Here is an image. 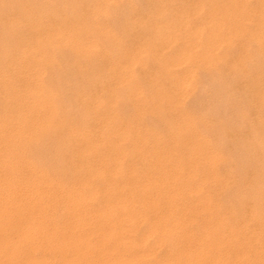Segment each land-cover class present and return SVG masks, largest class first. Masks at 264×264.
Listing matches in <instances>:
<instances>
[{
    "label": "bare ground",
    "instance_id": "6f19581e",
    "mask_svg": "<svg viewBox=\"0 0 264 264\" xmlns=\"http://www.w3.org/2000/svg\"><path fill=\"white\" fill-rule=\"evenodd\" d=\"M122 1L123 0H67L65 3L62 2L64 4V5L62 4L63 5L62 6L61 2L59 0V2H57V3H60V5L62 6L61 7V6H59V4L57 5L54 2V0L53 1L52 0H42V1H37V0H0V264H145L146 260L149 257L152 258L154 253L156 252V251H154V253L152 255V250H154L153 248L155 247L154 244H153V246H154L153 248L146 247L147 248L146 250L145 249L140 250L136 245L137 242L136 243L131 242V240L129 241L125 237V235L130 233V232H131V234L133 232L137 233L139 231L138 230L139 226L141 224H143L144 222L148 223V228H145L144 232H146V229H147V232L145 234H142L141 237L138 239L140 242L145 241L144 244H146V240H148L152 237H156V236H157V240H158L156 245H160L161 243L163 244L164 242H167V241L171 242V251L169 254V259L166 261L164 260L163 264H174V263L175 264H205L204 259L207 257V253H208L207 250L212 246L213 243L211 244L209 242L207 244V242L202 239L201 241H199V244L197 247H194L191 244L188 245L187 244L188 240L194 242L196 240V238H194L195 236L193 235V233L191 231L188 232L189 230L186 228V226H187L186 225V218H187V211L188 210L186 208H184V210L182 212L179 211V203L181 202L180 200H184V198L182 199L181 196L182 195L185 196L184 194L186 192H188V190L191 189L190 187H188L189 186L188 183L192 182V180L194 178L192 175V173H193L192 170H191V172H192L191 174L189 172V169L192 168L191 165L184 164L185 158L180 159L182 156L180 158L178 157L179 161H178V159L175 160V158H174V160H173L171 158V160H169V162H167L166 164H164V162H163L164 160H163L161 167L158 165L157 166L158 168H156V169H154L152 167L154 169V170L152 169L153 171L149 170L147 172L145 171V172H140V173L137 172L138 169L132 170V168H131V170H126V168L124 166L122 167V165H117L115 168L113 166V168H112L111 163H110L112 161L111 157H114V159H115L114 162H116V161H118L119 157L126 156L127 152L128 151L130 152V150L128 149L127 152L119 153V149H118L119 147H117L118 145H116V144H118L117 142H121V141L122 142H132L133 141V140L131 141L133 134H131L130 130H128V129H127V131L122 130L121 125H123V124L120 123L119 119H118L119 121H117V115L115 114L117 111L115 112L114 110L117 106V103L121 99H120V95H118L119 93L117 92V89H114V88L116 87L117 84L121 83V86L123 85V88L126 90L125 91L122 90L121 92L124 91L125 94L122 93L121 95L122 96L124 95L126 97L127 96L126 93H128L127 97H129L130 101L135 105L136 108H134V109H137L138 110L137 113H140V115L141 114L144 115V113L146 111L149 112V110H163V108H167V109L170 108L169 109L170 111L173 112L176 110L178 112L180 107H182L181 105L183 103V99L184 98L186 99V97H185L186 96V89H187V87L190 86V84L192 83V80L195 79L197 75H199L198 77L200 79L202 78L200 76V74H198L201 70H205V69L207 70V69L212 68V67H214V68L218 67L217 65L221 62V60L223 59V56L220 55L221 54L220 52H218L219 54H217V51L220 50V48L223 47L224 45L226 48L230 47V49H231V45L234 42L235 36L236 37L237 36H242V37L246 36L247 37V35H248V37H250V40H251L249 42H255L256 45L258 44V46L260 47L259 49L264 50V24H263L264 15L261 16V22H259L260 25L257 22V24H258L257 26L259 28L258 29L259 32L256 33L257 36H255V35L249 36V34H247V28H246L245 23L247 21L252 20L253 17L251 15V12H249L247 6L244 4L246 0H225L224 2L222 0H200L197 3L194 2V4L190 5V7H185L186 6L184 4L185 2L182 4V3H179L178 0H171L167 3H166V0H165V2H163V0H162V1L157 2L154 5V8L151 9V11L147 17H145V18L139 17V19H137L135 21L133 20V22H131V23L128 22L129 24H132L133 29H136L135 35L138 38H140V40L138 42H136L135 45L133 44L134 45L133 52L131 51V49H133V47L129 48V51L127 50V48L129 47L128 45H127L128 47L126 48L127 51L124 52L123 49L121 48L122 47L121 45H120L121 47L118 48L119 45L115 46V45L111 44L112 48H113V46H115V48H118V49L121 48L122 51L124 52V53L122 52L121 54H119L121 57V60L119 57H116L117 56V55H115L116 53L113 55V56H115V58L113 56H111V60L114 58V60L119 59V61H120V63H119V61L117 60L119 65H120V69H118V70H120L119 71L120 73L119 72L118 73L120 74L121 82L115 84L114 88L111 87L110 83H108L109 85H106V82L105 83L100 82L99 80H98V82H95L97 85L96 87H99L101 89L100 90L101 92H102V90H103V92L105 90L108 91L106 96H103L101 94V95H99L100 96L99 97V96H97L98 94L93 96V94L87 93V92H91L89 90L90 88L87 89V87L82 86V85H80L78 87V84H80L81 82L76 84V87H74L77 90V92L75 91L76 95L71 92L72 94L75 95V96L73 95L74 99H72V100H74V102L76 101L77 106L80 104L81 106L80 105L79 106L82 108L81 111H77V112L83 113V110H84L85 111L84 112L85 117H86L85 119H88V121L91 117L90 115L93 116V114L91 112H93L95 114L94 117L103 120L106 132L104 133L103 132L104 130L103 131L101 130L102 133L100 132L101 134H98V132L95 131L97 133L95 136L94 134L90 133L91 129L89 130V133L83 132L84 131L83 129L84 128L86 129V127H85V125L83 126L82 124L78 123L77 122L78 119L76 121L72 120V116L74 115L73 114L74 112L73 113L70 112L73 109V108L70 109V107H73L72 105L76 106V104L73 103L70 106L69 103H65V101L68 100L67 96H68V94H70V92H69L70 88H73V87H71L72 84H70L68 81L70 79L67 80V78L70 75L68 77H66L65 76L66 74H65L64 77H66V78H64L63 75H61L62 76L61 77L58 75V73H55V71L59 70L64 65H67L68 67L71 66V68L73 70L75 67L76 70L71 71V72H73V74H74V72H76L78 75L81 74L82 76H84L85 70H84L83 66L85 64H91V67L93 66V68H94V66L100 67L102 65H105V63H107L104 59H107L108 56L110 57V54H112L114 51H116L113 48L114 51L112 49V53H111V50H110V53L108 52L107 49H110L108 47L110 44L109 42H111L112 40L115 41L116 40L115 38H118V37H116L117 35L115 36V34L112 32L111 29H113L114 32H115V30H114V28H110L109 21H108L109 24L106 25V24L102 23L101 19H107L109 16H110V18L112 16H117L118 14L117 15H110V13L111 14L113 13L112 10H115V9L119 10V8L122 6H120L119 8L115 7V9H112V8L114 6L119 5V3ZM136 1L138 2V0H136ZM142 1L145 2L146 0H142ZM122 3H124V2H122ZM138 3H136V4H138ZM140 3H142V2H140ZM149 3H151V2H149ZM136 4L134 3V5H136ZM257 4H256V6H257ZM89 5H91L90 7H92V8L89 9V7H87ZM144 5L146 6L145 3H144ZM144 5H142V6L144 7ZM206 5H209V6L206 7ZM132 6H133V3H132ZM137 6L139 7V5H136V7ZM142 6H141V8H143ZM84 9H85V14H86V12L87 13L90 12L89 16H87L88 14L86 15L87 17L85 16V14L83 13ZM131 9H132V7H131ZM261 9H263V8H261ZM110 10L112 12H110ZM124 10H127V8ZM142 10H144V8ZM122 11H121V13H122ZM146 12H148L147 9H146ZM121 13H119V14H121ZM126 13H128V12H126ZM122 14H124V13H122ZM125 15H127V14H125ZM258 15H261V14H258ZM136 16H137V14H135L134 17H136ZM255 17H257V15ZM128 18L126 19L127 21H128ZM112 19L114 20L115 18L112 17ZM108 20H109V18H108ZM118 20H119V18H118ZM122 20H123V17H122ZM126 20H124V21H126ZM254 20H256V19H254ZM121 23H122V21H121ZM125 23L127 25V22H125ZM116 24H117V22H116ZM116 24H115V26H116ZM254 25H255V23H254ZM111 26H113V25H111ZM132 27H130V28H132ZM117 28L118 27H116V29ZM248 28H249V26H248ZM117 30H119V29H117ZM119 34H120V32H119ZM123 34H124V32H123ZM127 34H129V31ZM130 36H131V34H130ZM111 38H113V39H111ZM124 38L127 40L126 36ZM129 38H131V37H129ZM110 39H111V41H109ZM247 39L248 38H246V40ZM122 40L124 41L123 37H122ZM122 40H121V42H122ZM135 40H136V38H135ZM238 41H239V39H238ZM116 42L117 41H115L114 43H116ZM240 42H239V44H240ZM102 43H103V45H102ZM104 43H109L106 50H104L106 46L104 47V49L102 47V46H104ZM128 43H129V41H128ZM236 47L237 46H235V48ZM253 47H254V45H253ZM123 48H125V47H123ZM120 50H118V53L121 52ZM67 52H69L72 55V58L74 57V59L71 58L70 59L71 61H70L69 60L70 55L68 56ZM243 52L246 53V48L243 49ZM230 56L232 57V55H230ZM244 56H245V54H244ZM228 57H229V55H228ZM113 61H112V63H113ZM70 62L72 64H70ZM103 62H104V64H102ZM150 63H152L153 66H154V64L157 65L158 71L156 70L157 71L156 74L152 71L150 72V68H149V70L147 69L149 67ZM249 63H250V61H249ZM112 65L110 64V66H112ZM251 65H252V63H251ZM67 66H66V68H67ZM113 66H117V65H113ZM135 66H139L137 69H139L140 67L142 69H145L147 73H151L152 75L154 73V75L156 76L154 78H156L157 80H159V78H161L164 81H168V83L171 84V90L165 91L164 89L161 88L162 86L156 80L151 78L154 81V83H153L151 80V82L153 84L152 85L153 86L152 91L147 90V92L150 91V92H152V95L154 94L157 97H156V99L155 98L151 99V101L145 100L146 97H145V93L143 96V92H142L143 89L141 88L142 85L139 83L140 81L136 80L137 78H139L138 75L140 76V78H141V75L139 73H138V75L135 74L136 73L134 71ZM153 66H151V67H153ZM248 66H249V64H248ZM86 67H87V65H86ZM108 67H109V65H108ZM221 67H223V66H221ZM221 67H220V70H221ZM252 67H254V66H251V68ZM111 68H112V70L117 69V67H114V68L111 67ZM63 69L65 70V66ZM233 69L235 70L236 73L239 72V71L237 72V70H238L237 64L233 67ZM69 70H71V69H69ZM89 70H92V72H94L92 68ZM216 70H218V68H216ZM254 70H256V68ZM97 71H99V68ZM109 71H108V73H109ZM212 71H215V70H212ZM223 71H225V70H223ZM228 71H230V70L228 69ZM59 72H60V70H59ZM86 72H87V70H86ZM89 72L91 73V71H89ZM103 72H102V74L106 73L105 70ZM111 72H114V71H111ZM141 72H144V71H141ZM242 72H240V73H242ZM49 73H50V75H49ZM97 73H99V72H97ZM213 73H212V75H213ZM219 73H220V71H219ZM77 74L75 76H77ZM92 74H94V73H92ZM113 74H115V73H113ZM151 74H149V75H151ZM224 74H223V76L221 74V76L224 77ZM145 75H147V74H145ZM250 75H251V73H250ZM87 76H88V74H87ZM97 76H99V75L97 74ZM207 76H209V75H207ZM221 76L219 74L220 78H221ZM238 76H240V75H238ZM238 76H236V77H238ZM71 77L72 76H70L69 78H71ZM89 77H91V76H89ZM92 77H95V76L93 75ZM102 77H103V75H102ZM111 77H112V75H111ZM104 78H105V75L103 77V80H104ZM216 78H217V76H216ZM227 78H226V80H227ZM254 78L256 79V77H254ZM90 79L91 78H89L88 80H90ZM115 79H116V77H115ZM141 79L143 80V78H141ZM147 79H149V78H147ZM222 79L223 78H221V80ZM211 80H213V79H211ZM70 81L73 82V80H70ZM74 81H76V77H75ZM79 81H81V80H78V82ZM108 81H109V77H108ZM137 81H138V83H136ZM201 81H202V79H201ZM218 81H220V80H218ZM231 81H233V80H231ZM241 81H243V80H241ZM143 83H145V82H143ZM194 83L192 85H194ZM137 84L138 85L140 84L141 87L138 86ZM216 84H218V83H216ZM231 84H234V83L231 82ZM255 84H257V83H255ZM255 84H254V86H255ZM85 85L88 86V82L85 83ZM202 85H203V83H202ZM143 86H144V84H143ZM167 86H168V84H167ZM194 86L197 87L196 84ZM201 86H199V87H201ZM246 86H248V85L246 84ZM92 87L95 89L94 85ZM148 87H150V86H148ZM203 87H204V85L202 86V88ZM227 87H229V86H227ZM118 88H121V87H118ZM144 89H145V87H144ZM260 89H262V88H259V90ZM167 90H168V88H167ZM197 90L200 91L199 88H197ZM118 91L120 92V90H118ZM229 91H231V90H229ZM246 91H248V89ZM190 92H191V90H190ZM188 93H189V91H188ZM196 93H199V92L196 91ZM196 93H195V95H196ZM216 93H218V92H216ZM147 94H149V92ZM147 94H146V96H148ZM191 95H193V94H191ZM195 95H194V97L191 96L192 99L195 98ZM209 95H211V94H209ZM223 95H224V93H223ZM196 96L198 98V94ZM227 96H229V95H227ZM236 96H238V95H236ZM254 96H256V95H254ZM188 97H190V96H188ZM223 97H225V96H223ZM148 98H149V96H148ZM216 98H218V97H216ZM230 98H232V95ZM220 99H218L219 102H220ZM242 99H244V98H242ZM259 99L261 100L262 103H264V90L260 93ZM197 100H199V99H197ZM232 100H233V98H232ZM68 101H71V100L69 99ZM190 101H192V100H190ZM199 101H201V100H199ZM210 101H211V99H210ZM218 101H216V103ZM252 101H254V100H252ZM205 102H209V101L206 100ZM222 102H221V104H223ZM225 102H227V101H225ZM249 102H251V101H249ZM120 103L122 104V102H120ZM193 103H195V102H193ZM202 103H203V101H202ZM227 103H226V105H227ZM127 104H129V103H127ZM133 104H131V105H133ZM189 104H192V102L188 103V107H189ZM251 104H252V102H251ZM259 104H261V103H259ZM204 105H205V103H204ZM193 106H195V108H197L196 107L197 105H193ZM193 106H190L189 108H191V107L193 108ZM212 107H213V103H212ZM224 107H227V106H224ZM228 107H229V105H228ZM249 107H251V106H249ZM90 108H94V109L90 110ZM195 108H194V110H195ZM203 108L206 109V107H204V106H203ZM238 108H239V106H238ZM238 108L236 107V109H238ZM108 109H111V110H108ZM130 109H131V106H130ZM209 109L210 108H208V110ZM232 109H233V103H232ZM79 110H80V108H79ZM116 110H118V109H116ZM191 110H193V109H191ZM196 110H198V109H196ZM239 110L241 111V108ZM134 111H136V110H134ZM168 111H166V112H168ZM198 111H200V110H198ZM216 111L218 112V110H216ZM243 111H246V110H243ZM101 112H103L102 113L103 116L101 115ZM221 112H223V111H221ZM263 112H264V110H263ZM119 113L121 114L120 111H119ZM134 113L136 114V112H134ZM199 113H201V112H199ZM238 113H240V112H238ZM242 113H244V112L241 111V114ZM247 113H245V114H247ZM124 114H126V113L124 112ZM127 114H128V116L132 117V115H129V113H127ZM162 114H163V112H162ZM195 114H197L196 111H195ZM201 114H203V113H201ZM75 115H76V113H75ZM79 115H81V113ZM119 115H118V118H119ZM140 115L138 114L137 116L136 115H134V116L140 117ZM148 115H150V113H148ZM188 115L189 114L187 113V116H184L182 118L181 122L178 123L179 126H175L177 128L175 129L174 136H176V137L179 136L182 139V135L184 132H185L184 134H188L191 136L194 129H197V128H195L197 123H198L197 119H195L197 116H195V118H193V117L191 118ZM207 115H210V114H207ZM238 115H240V114H238ZM101 116H102V118H101ZM161 116H163V115H161ZM229 116H231V115H229ZM125 117H127V115H125ZM148 117H150V116H148ZM200 117L201 116H199V119H200ZM244 117H245V115H244ZM96 118H94V119H96ZM153 118H156V115H155V117L153 116ZM202 118H204V117L202 116ZM210 118H212V116ZM235 118H238V117L236 116ZM249 118H250V116H249ZM74 119H75V117H74ZM146 119H148V118H146ZM158 119H157V124H159ZM162 119H163L162 123H164V118H162ZM240 119H242V118H240ZM129 120H131V119H129ZM169 120L172 122V118ZM227 120H228V118H227ZM227 120H226V122H227ZM257 120H258V118L256 119V121ZM80 121H81V117H80ZM199 121H201V120H199ZM220 121L224 122L225 120L224 121L220 120ZM247 121H248V119L245 122H247ZM82 122L83 121H81V123ZM84 122H85V120H84ZM84 122H83V124H84ZM90 122H89V124H90ZM133 122H135V121L133 120ZM94 123L96 125V122H94ZM125 123H126V121H125ZM139 123H138V125H139ZM206 123H208V122H206ZM256 123L258 124V122H256ZM143 124H142V126L144 127ZM168 124H169V122H168ZM203 124L205 125V123H203ZM215 124H216V122H215ZM261 124H264V122L262 123V121H261ZM221 125H222V123H221ZM228 125H230V124H228ZM231 125H233V124H231ZM150 126H152V125H150ZM223 126H224V123H223ZM227 126H225V128ZM254 126H255V124H254ZM259 126H262V125H259ZM104 127H102V128H104ZM167 127H168V125H167ZM217 127H218V125H217ZM242 127H243V125H242ZM132 128L134 129V126ZM150 128H152V127H150ZM130 129H131V126H130ZM135 129H136V127H135ZM145 129L142 132H144L145 135L148 133H149V135H151L152 132L150 133V131H149L148 133H146ZM153 129H154V127H153ZM165 129L167 130V128H165ZM262 129H264V126H263V128H260V130H262ZM93 130H94V128H93ZM99 131H100V129H99ZM196 131L197 130H195V132ZM227 131H228V129H227ZM234 131H236V130H234ZM132 132H133V130H132ZM137 132H136V134H138ZM217 132H219V131H217ZM221 132H223V131H221ZM243 132H244V130H243ZM243 132L241 131V134H243V136H244ZM165 133H166V131H165ZM167 133H168V131H167ZM227 133H229V132H227ZM231 133H233V131ZM136 134H134V135L136 136ZM171 134H172V132H171ZM195 134H197V133H195ZM146 136H144L145 139H146ZM201 136H202V134H201ZM201 136L198 135V137H201ZM204 136H205V134H204ZM213 136H214V134H213ZM220 136L218 135L219 139L221 138ZM232 136H233V134H232ZM136 138H138V137H136ZM153 138H155V137H153ZM153 138H152V140H153ZM185 138H186V136H185ZM258 138H260V137H258ZM258 138H257V140H258ZM194 139H197V136H196V138L194 137ZM142 140H144V138ZM51 141H58L59 143L61 142L63 144V145H61V143L60 144L57 143L56 144L57 146L54 145L57 148L59 147L58 145H61L59 148V153L61 156L59 160L63 159L64 161L57 160V161H59V163L57 162L59 164L57 167L59 170L57 168H54V167H53L54 170H52V171L49 170V167L48 168L46 167V165H48V164H43L41 161H39L40 159H42V157H41L42 155L40 156L41 158H39V154H38L39 159L38 160L36 159L37 158L36 157L37 152L41 153V150L38 151V149H41V146L43 144L48 145V147H49L50 146L49 144H51ZM220 141H222V140H219V143H220ZM158 142H160V141H158ZM181 142H183V141H181ZM193 142H194V140H193ZM256 142H260V141H256ZM54 143H56V142H54ZM147 143H149V142H147ZM195 143L198 144V142H195ZM199 143H200V140H199ZM226 143H229L226 145H230V142H226ZM201 144H202V142H201ZM232 144L230 145L231 147H232ZM240 144H242V143L240 142ZM240 144L238 145L239 147H240ZM243 144H244V142H243ZM262 144H264V143L262 142ZM113 145L115 146V149H113V150H115V152H114L115 154L111 155V156L105 154L103 151V148H106L107 146L111 147ZM128 145H130V144H128ZM181 145H183V143ZM245 145H246V143H245ZM245 145H243V146H245ZM256 145H257V143H256ZM51 146H53V145H51ZM82 146H84V147H82ZM109 147H108L109 151H107V152H110V150H112ZM155 147H157V146H155ZM158 147H161V146H158ZM217 147H215V149H218ZM248 147H249V144H248ZM54 148H52V149H54ZM70 148L72 149L73 152L72 151L70 152V150H69ZM184 148H185V146H184ZM43 149H44V147H43ZM49 149H50V147H49ZM123 149H125V148H123ZM160 149H162V148H160ZM165 149H167V148H165ZM237 149L235 148V150H237ZM259 149L260 148H258V150ZM45 150H47V149H45ZM55 150L56 149H54V152H55ZM68 150H69V152H68ZM209 150L211 151V149H209ZM222 150L224 151V150H226V148L225 149L223 148ZM227 150H228V148H227ZM165 151L167 152L168 150H165ZM245 151L243 150V154ZM42 152H43V150H42ZM229 152H225V153L228 154ZM263 152L264 151H262L260 153L263 154ZM45 153H46V151H45ZM59 153L57 151V155ZM112 153H113V151H112ZM134 153L142 155L143 158L148 160V155H146V154H145L146 156L143 155V151L140 150V148L138 147V144L135 145ZM182 153H183V151H182ZM237 153H238V151H237ZM55 154H56V152H55ZM256 154H259V153H255V155ZM51 155H54V154L52 153ZM187 155H188V161L189 162H192V160L193 161L194 160H205V162L207 163V166L210 165L211 167H214L216 162L223 161V156H220L219 153H217V151L216 152L215 151L214 152L213 151L206 152L205 149H203V148L202 149L197 148V149L191 150V152ZM230 155H232V153ZM234 155H236V154L234 153ZM237 155H239V154H237ZM44 156H43V158H44ZM46 156H47V154H46ZM67 156L69 157V159L67 158ZM134 156H138V155L134 154ZM54 157H56V156H54ZM130 157H131V155L128 156V160ZM150 157L151 158H149V160H152V161H154L155 158L158 160H160V158L161 159L165 158L168 160L166 154L165 153H159V151L155 152V154L152 156L150 155ZM169 157H170V155H169ZM241 157H243V156H241ZM132 158H133V156H132ZM247 158H250V157H247ZM85 159L87 161H84ZM139 159H140V157H139ZM236 159H238V158H236ZM251 159L255 160V158H253V157H251ZM46 160L47 159L42 160V161H46ZM90 160H96L97 166L94 167L95 161L93 164ZM167 160H165V161H167ZM229 160H233V159H229ZM49 161H51V160H49ZM54 161H56V160H54ZM142 161H144V159ZM245 161H247L246 163H249L248 160H245ZM260 161H263V160H260ZM47 162H45V163H47ZM134 162H137V161L135 160ZM138 162H141V161L138 160ZM144 162H142V163L144 164ZM205 162L203 164H205ZM51 163H52V161L49 164H51ZM196 163H197V161H196ZM228 163L229 162H227V164ZM230 163H231V161H230ZM261 163H264V162H261ZM140 164L141 163H139L137 166H139ZM258 164L259 163L256 164V168L258 167L257 166ZM125 165H127V164H125ZM132 166L133 165L131 164V167ZM225 166H226V164H225ZM245 166H246V164H245ZM247 166L249 167V165H247ZM261 166L263 167V164ZM227 167H229V164ZM227 167H226V169H227ZM251 167H254V166L252 165ZM136 168H138V167H136ZM186 168H187V171H186ZM209 168H208V170H209ZM256 168H255V170H256ZM259 168L261 169V167H259ZM55 169H57V170H55ZM74 169L78 170V173L75 172V174L76 175L79 174V177H76V176L74 177V175H75L74 174L72 176L74 178L71 179V177L68 176L69 174L66 175V173H63L66 170H67V172L69 171L71 173V171H73ZM142 169H143V167H142ZM146 169H148V168H146ZM248 169H250V168H248ZM60 170H63V172H60ZM255 170H253V171H255ZM259 170H258V172H260ZM232 171L231 172L229 171V172L232 173ZM262 171H264V170H262ZM209 173H211V174H209V176L211 175L210 177L212 178V180H216L215 179V177H216L215 172L211 171ZM205 175H207L206 172H205ZM245 175L246 176H244V178L247 177V173ZM200 176H201V173H200ZM233 176H235V175H233ZM219 177L220 176H218V178ZM240 177H242V176H240ZM261 177H262V175H261ZM224 178H225V175H224ZM199 179H197V180H199ZM261 179H264V176ZM228 181H230V180H228ZM241 181H244V180L241 179ZM253 181H254V179H253ZM260 181H262V180H260ZM201 182H206V180L203 179ZM232 182H230L228 187H226V188L229 189ZM238 182H240V181H238ZM240 183H242V182H240ZM248 183L249 182H247L246 184H248ZM250 183L252 185V182H250ZM226 184H228V183L226 182ZM253 184H255V183H253ZM224 185H225V183H224ZM232 185H234V184H232ZM238 185H241V184H238ZM192 186H194L193 183H192ZM248 186H249V184H248ZM255 186H257V185H255ZM238 187L240 189V186H238ZM232 188H230V190ZM236 188H237V186H236ZM217 189H219V188H217ZM241 189H243V188H241ZM260 189H261V187H260ZM191 190L197 192V190H200V187L199 186L197 187L195 184V187H192ZM233 190H235V189H233ZM206 191H208V190H206ZM224 191H225V189H224ZM196 192H194V193L196 194ZM259 192L261 193V190ZM188 193H190V192H188ZM244 193H246V192H244ZM250 193H252V192H250ZM224 194H222V195H224ZM227 194H226V198H228ZM190 195H192V194H190ZM217 195H219V193ZM232 195H234V194H232ZM235 195H238V194H235ZM245 195L246 194H244V196ZM256 195H258V194H256ZM260 195H262V193ZM195 196H198V195H195ZM240 196H242V193ZM205 197L206 198L204 201V205L209 204L211 206V204H213V202H212L213 197L211 195H206ZM221 197H223V196H221ZM258 197H260V196H258ZM193 198H194V196H193ZM199 198H195L194 201L196 199H199ZM201 198H204V197H201ZM234 198L235 197H233V201H234ZM260 198H262V197H260ZM186 199H188V198H186ZM191 199H192V196H191ZM191 199H189V203H190ZM229 199L232 200L231 197ZM235 199H239V198L237 197ZM246 199H247V197H246ZM225 200H223V201H225ZM231 200H229V201H231ZM238 201H237V203H238ZM217 202H218V200H217ZM228 202L226 203V205L228 204ZM249 202H251V201H249ZM249 202L247 204H249ZM237 203H236V205H239ZM239 203L242 206V204H241L242 201ZM263 203H260V204L262 205ZM193 204H196V203H193ZM215 204L217 205V203H215ZM254 204L256 205V203H254ZM200 205H202V204H200ZM223 205H222V207H223ZM205 206H207V205H205ZM232 206L234 207V205H232ZM241 206H239V207H241ZM192 207H193V205H192ZM216 209H217V206H216ZM206 210H204V211L206 212ZM239 210H240V208H239ZM239 210H238V212H239ZM193 211H194V209H193ZM213 211H214V209H213ZM256 211H257V209H256ZM200 212H202V211L200 210ZM221 212H222V210H221ZM214 213H216V211H214ZM219 214H220V212H219ZM219 214H216V215L218 216ZM235 214H236V216L238 215V213H235ZM256 214L258 215L259 212H257ZM220 215L218 217H220ZM224 215H222V216H224ZM228 215H229V212H228ZM251 215H252V213H251ZM209 216L211 217V213ZM226 216H227V214H226ZM236 216H233V217H235V218L239 217V216L238 217H236ZM221 217H220V219H221ZM258 217H259V215H258ZM223 218L224 217H222V219ZM215 219H217V218H215ZM228 219L229 218H227L226 220H228ZM210 220H212V219H210ZM198 221H199V219H198ZM229 221H228V223H229ZM238 221H239V219H238ZM253 221H254V218H253ZM221 222H222V220H221ZM147 223H146V225H147ZM195 223H196V221H195ZM250 223H251V221H250ZM188 224H190V223H188ZM261 224H263V221ZM219 225H221V224H219ZM222 225H223V223H222ZM241 225H243V224L241 223ZM246 225H248V224H246ZM259 225H260V223H259ZM199 226H201V225H199ZM206 226H208V225H206ZM235 226H238L237 223H236V225H234V228H235ZM256 226L257 225H255V227ZM192 227L193 226H191V229H192ZM217 227H218V225H217ZM243 227H244V225H243ZM252 227H253V225H252ZM252 227H249V228H252ZM218 228H220V227H218ZM228 228L233 229V227L232 228L228 227ZM228 228H227V230H228ZM221 229H222V227H221ZM142 230H143V228H142ZM195 231H197V230H195ZM200 232L201 231H199V233ZM215 232H214V234H215ZM224 232H226V230H224ZM224 232L221 236L219 235L220 236L219 241H221V242H219L220 244H218L217 246L220 249L222 246L224 248H226L225 245L229 246L228 241H231V240H229L230 239L229 237H231L232 233H230V235L226 236V238H225ZM230 232H232V231H230ZM141 233L142 232H140L139 234H141ZM256 233H257V230H256ZM134 234H132V235H134ZM225 234H227V233H225ZM237 234H240V233H237ZM245 234H246V232L243 233V237ZM235 236H236V234H235ZM241 236H239L240 240L242 238ZM154 239H156V238H154ZM212 239H213V237H212ZM261 239L262 238H260V240ZM132 240H134V239H132ZM216 240H217V238H216ZM260 240H259V242L262 241V240L261 241ZM235 241L237 242V240H235ZM170 242H169V245H170ZM238 242H240V241H238ZM151 244H152V242H151ZM150 247H151V245H150ZM233 247H234V245H233ZM233 247H232V249H233ZM157 248H159V247L157 246ZM165 248H167V247H165ZM237 248H240V247H237ZM155 250H156V248H155ZM262 250L258 251L255 247L252 250V252L254 253L253 256H255L254 257V263L255 264H264V251H262ZM232 251L233 250H231V252ZM239 251H241V248ZM162 252L164 255V250H162ZM210 255H212V254H210ZM235 255H236V253H235ZM213 256H214V254H213ZM218 256H220V255H218ZM160 257H162V256H160ZM218 260L216 262H213L212 264H218L219 262H222V261H218ZM234 260H235V258H234ZM240 261H241V259H240ZM242 261H243V259H242ZM252 261L253 260H247L243 264H252ZM156 264H157V262H156Z\"/></svg>",
    "mask_w": 264,
    "mask_h": 264
},
{
    "label": "rangeland",
    "instance_id": "374dc122",
    "mask_svg": "<svg viewBox=\"0 0 264 264\" xmlns=\"http://www.w3.org/2000/svg\"><path fill=\"white\" fill-rule=\"evenodd\" d=\"M37 1H42V0H37ZM53 1V0H52ZM67 0H60V2H61V5L63 4L62 2H66ZM130 0H123L122 2H124V3H122V2H120L119 3V5H117V6H114L112 9H115V7H117V8H119L120 6H122V7H120L119 8V10L118 9H115V10H112L113 11V13L111 14L110 13V15H117V16H112V17H114L115 19L113 20L112 19V17L110 18V16L108 17L109 18V20H108V18L107 19H101V21H102V23H104V24H106V25H108L109 23V26H110V28H114V30H115V32L113 31V29H111L112 30V32L115 34V36L116 37H118V38H115L114 40L115 41H117L116 43H114L115 41H111V39H113V38H111L109 41H111V42H109V43H104V46H102L103 47V49H104V47H105V49L104 50H106L107 49V46H108V44H109V48L110 49H107L108 50V52L110 53V50H111V53H112V49L114 48L116 51H114V49H113V53L112 54H110V57L108 56L107 57V59H104L107 63H105V65H102V64H104V62L101 64L102 66H100V67H98V66H94V68H93V66L91 67V64H85L83 67H84V70H85V72H84V76H82L81 74H77L76 72H74V74H73V72H71L73 69L71 68V66L70 67H68L67 65H64L65 66V70L63 69L64 68V66L62 67V68H60L59 70H60V72H59V70H56L55 71V73H58V75L59 76H61V75H63V77H64V75L66 76V77H68L69 75L70 76H72L71 78H67V80L68 79H70V80H73V82L72 81H70V80H68L69 81V83L70 84H72L71 85V87H73V88H70V94H68V96H67V99L69 100H71V101H68V100H66L65 101V103H69V105L71 106L73 103L74 104H76V106L75 105H72L73 107H70V109H72V111H70L71 113H73L71 116H72V120L74 121H76L77 119V122L78 123H80V124H82L83 126L85 125V127H86V129L84 128L83 130V132H87V133H89V130L91 131L90 133H92V134H94L95 136H96V132L95 131H97L98 132V134H101L102 132H101V130L105 133L106 132V130H105V125H104V123H103V120L102 119H98V118H96V117H94V113L93 112H91L92 114H93V116L92 115H90L91 117H90V119H89V121H88V119H85L86 117H85V111L83 110V113L82 112H80L81 113V115H79L80 113L79 112H77V111H81V105L79 106H77V103H76V101L74 102V100H72V99H74V96L76 95L75 93L77 92V90L74 88V87H76V84H78V83H80V84H78V87L80 86V85H82V86H85V87H87V89L88 88H90L89 90L91 91V92H87V93H90V94H93V96H95L96 94H98L97 96H99V95H103V96H106L107 95V93H108V91L107 90H105L104 92H103V90H102V92L100 91L101 89L99 88V87H96L97 85H96V83L95 82H98V80L100 81V82H106V85H109L108 83H110V85H111V87H115V84H117V83H120L121 82V80H120V70H118V69H120V65H119V63H120V61H119V59H115L114 60V58H115V56H113L115 53V55H117L116 57H119L120 58V60H121V57H120V55L119 54H121L123 51L124 52H126L127 50L129 51V48H132L133 47V49H131V51L133 52V50H134V45L136 44V42H138L139 40H140V38H138L135 34H136V29H133V27H132V24H129L128 22H133V20L135 21V20H137V19H139V17H147L148 15H149V13H150V11H151V9L152 8H154V5L157 3V2H159V1H162V0H146L145 2L144 1H142V0H138V2L136 1V0H131L130 2H129ZM169 1H171V0H166V3L167 2H169ZM179 1V3H184L186 6L185 7H190V5H193L194 4V2L195 3H197V2H199L200 0H178ZM187 1V2H186ZM223 2L225 1V0H222ZM54 2L58 5L59 4V6H61L60 5V3H57V2H59V0L57 1H55L54 0ZM140 2H142V3H140ZM149 2H151V3H149ZM154 2V3H153ZM163 2H165V0H163ZM251 2V3H250ZM132 3H133V6H132ZM134 3L136 4V3H138V4H136V5H139V7L137 6L136 7V5H134ZM144 3L146 4V6L144 5ZM148 3V4H147ZM178 3V2H177ZM249 3V4H248ZM255 3V4H254ZM258 3V4H257ZM246 6H247V8H248V10H249V12H251V15H252V20H250V21H247L245 24H246V28H247V34H249V36H251V35H255V36H257V34L256 33H258L259 32V28H258V24H259V22H261V16L262 15H264V0H246L245 1V3H244ZM256 4H257V6H256ZM260 4V5H259ZM64 5V4H63ZM62 5V6H63ZM126 5V6H125ZM142 5H144V7L142 6ZM61 6V7H62ZM91 5H89V6H87V7H89V9L90 8H92V7H90ZM130 6V7H129ZM135 6V7H134ZM141 6L144 8V10H142L143 8H141ZM209 5H206V7H208ZM86 7V6H85ZM127 8V10H124V9H126ZM129 7V8H128ZM131 7H132V9H131ZM146 7V8H145ZM141 8V9H140ZM253 8V9H252ZM261 8H263V9H261ZM86 9V8H85ZM85 9H84V11H83V13L85 14ZM88 9V8H87ZM137 9V10H136ZM140 9V10H139ZM146 9H147V11L148 12H146ZM110 10V12H112ZM117 10V11H116ZM123 10V11H122ZM139 10V11H138ZM87 11V10H86ZM89 11V10H88ZM119 11V12H118ZM121 11H122V13H124V14H122L121 13ZM125 11V12H124ZM131 11V12H130ZM261 11V12H260ZM116 12V13H115ZM126 12H128V13H126ZM135 12V13H134ZM140 12V13H139ZM259 12V13H258ZM89 13L90 12H86V14H85V16L87 15V16H89ZM119 13H121V14H119ZM263 13V14H262ZM125 14H127V15H125ZM129 14V15H128ZM135 14H137V16L136 17H134L135 16ZM146 14V15H145ZM254 14V15H253ZM258 14H261V15H258ZM122 15V16H121ZM131 15V16H130ZM141 15V16H140ZM144 15V16H143ZM257 15V17H255ZM86 16V17H87ZM119 16V17H118ZM121 16V17H120ZM130 16V17H129ZM122 17H123V20H122ZM129 17V18H128ZM133 17V18H132ZM118 18H119V20H118ZM128 18V21L126 20ZM132 20H131V19ZM136 18V19H135ZM113 21H112V20ZM130 19V20H129ZM254 19H256V20H254ZM105 20V21H104ZM124 20H126V21H124ZM108 21H109V23H108ZM121 21H122V23L124 24H122L121 23ZM112 22V23H111ZM116 22H117V24H116ZM125 22H127V25H126V23ZM255 23V25H254V23ZM257 22H258V24H257ZM114 23V24H113ZM115 24H116V26H115ZM263 24H264V22H263ZM111 25H113V26H111ZM249 26V28H248V26ZM253 25V26H252ZM260 25V24H259ZM120 26V27H119ZM251 26V27H250ZM116 27H118L117 29H119V30H117L116 29ZM130 27H132V28H130ZM252 28V29H251ZM129 29V30H128ZM251 31H249V30ZM117 30V31H116ZM124 30V31H123ZM255 30V31H254ZM124 32V34H123V32ZM128 31H129V34H127L128 33ZM254 31V32H253ZM118 34H117V33ZM119 32H120V34H119ZM126 34V35H125ZM130 34H131V36H130ZM148 34V33H147ZM120 35V36H119ZM123 35V36H122ZM129 37H131V38H129ZM126 36V38H127V40L129 41V43H128V41L124 38ZM144 36V35H143ZM98 37V36H97ZM122 37H123V39H124V41L122 40ZM135 38H136V40H135ZM239 39V41H238V39ZM246 38H248L247 40H246ZM101 39V38H100ZM122 40V42H121V40ZM237 40V41H236ZM246 40V41H245ZM119 41V42H118ZM133 41V42H132ZM241 41V42H240ZM249 41H251L250 40V37H248V35H247V37L245 36V37H242V36H235L234 37V42H233V44L231 45V49H230V47H228V48H226L225 47V45L223 46V47H221L220 48V50H218L217 51V54H219L218 52H220L221 54V56H223V61L221 60V62L217 65L218 67H216V68H218V70H216V68H214V67H212V68H209V69H205V70H201L198 74H200V76L202 77L201 79H202V81H201V79L198 77L199 75H197L196 76V78L195 79H193L192 80V83L190 84V86L189 87H187V89H186V99L184 100L183 99V103H182V107H180V109H179V111L177 112L176 110L175 111H170L169 109L170 108H163V110H149V112L148 111H146L145 113H144V115L143 114H141L140 115V113H137L138 112V110L137 109H134V108H136L135 107V105L130 101V99H129V97H127L128 96V93H126V97L123 95H121L122 93L123 94H125V90L126 89H124L123 88V85L121 86V83L120 84H117L116 85V87L114 88V89H117V92L119 93L118 95H120V101L117 103V106H116V108H115V114L117 115V121H119L120 120V123H122L123 125H121L122 126V130H124V131H127V129L128 130H130V132H131V134H133V137H132V139H131V141L132 142H117L118 144H116V145H118L117 147H119L118 149H119V153H123V152H127V150L129 149L130 150V152L128 151L127 152V155L126 156H123V157H119V159H118V161H116V162H114V157H111L112 159V161L115 163H113L112 161L110 162L111 163V166H112V168H113V166H114V168L117 166V165H122V167L124 166L125 168H126V170H131V168H132V170H137L138 169V173H140V172H147V171H149V170H152L153 168L154 169H156V168H158L157 166L159 165L160 167H161V164L164 162V164H166L167 162H169V160H171V158L174 160V158H175V160H177L178 159V157L180 158L181 156V158L180 159H183V158H185V163L184 164H186V165H191V169H189V172H190V174L192 173V175H193V180H192V182H189L188 183V187H190L191 189H192V187H195V184H196V186L198 187H200V190H197V192L196 191H192L191 189L190 190H188V192H190V193H188V192H186L184 195L185 196H181L182 197V199L184 198V200H180L179 202V211L180 212H182L183 210H184V208H186L188 211H187V218H186V228L189 230L188 232H192L193 233V235L195 236L194 238H196V240L194 241V242H192V241H190V240H188L187 241V244L188 245H192V246H194V247H197L198 246V244H199V241H201L202 239L203 240H205L206 242H207V244L210 242L211 244H212V248L210 247L208 250H207V257L204 259V263L205 264H212L213 262H216L218 259V261H222V262H219L218 264H243L244 262H246L247 260H253L252 261V264H255L254 263V257L255 256H253L254 255V253L252 252V250L254 249V247L258 250V251H260V250H262V251H264V179H261V178H263V176H264V171H262V170H264V163H261V162H264V152H263V154L262 153H260V152H262V151H264V144H262V142L264 143V129H262V130H260V128H263V126H264V124H261V121H262V123L264 122V112H263V110H264V103H262L261 102V100L259 99V95H260V93L264 90V50H261V49H259L260 47L258 46V44L256 45V43L255 42H249ZM131 42V43H130ZM237 42V43H236ZM239 42H240V44H239ZM119 43V44H118ZM250 43V44H249ZM253 43V44H252ZM111 44L112 45H115V46H118V48L119 47H121L122 49H123V51H122V49L120 50V49H118V48H115V46H113V48L111 47ZM117 44V45H116ZM134 44V45H133ZM235 44V45H234ZM102 45H103V43H102ZM121 45V46H120ZM129 47H128V46ZM253 45H254V47H253ZM131 46V47H130ZM235 46H237L236 48H235ZM123 47H125V48H123ZM128 47V48H127ZM250 49H249V48ZM126 48H127V50H126ZM244 48H246V53H244L243 52V49ZM125 49V50H124ZM248 49V50H247ZM256 49V50H255ZM259 49V50H258ZM118 50H120L121 52H119L118 53ZM252 50V51H251ZM254 50V51H253ZM225 51V52H224ZM233 51V52H232ZM241 51V52H240ZM123 52V53H124ZM66 53V52H65ZM232 53V54H231ZM67 54H68V56L70 55V58H69V60L72 58V55L69 53V52H67ZM66 54V55H67ZM244 54H245V56H244ZM248 54V55H247ZM259 54V55H258ZM119 55V56H118ZM228 55H229V57H228ZM230 55H232V57L230 56ZM240 55V56H239ZM251 57H250V56ZM263 55V56H262ZM111 56H113L114 58L111 60ZM225 57V58H224ZM239 59H238V58ZM246 57V58H245ZM260 57V58H259ZM249 58V59H248ZM253 58V59H252ZM72 59H74V57L72 58ZM109 59V60H108ZM226 59V60H225ZM241 59V60H240ZM244 59V60H243ZM258 59V60H257ZM115 62H114V61ZM119 61V63H118V61ZM238 60V61H237ZM247 60V61H246ZM71 61V60H70ZM103 61V60H102ZM112 61H113V63H112ZM249 61H250V63H249ZM252 61V62H251ZM255 61V62H254ZM109 63V64H108ZM224 63V64H223ZM240 63V64H239ZM243 63V64H242ZM249 64V66H248V64ZM251 63H252V65H251ZM70 64H72L71 62H70ZM110 64L112 65H117V66H110ZM237 64V72L238 73H236L235 72V70L233 69V67L235 66ZM86 65H87V67L89 68V69H93V71L94 72H92V70H89L87 67H86ZM108 65H109V67L111 68V67H117V69H113L112 70V68L110 69L109 67H108ZM229 65V66H228ZM66 66H67V68H66ZM151 66H153V64L152 63H150L149 64V67L147 68L148 70H149V68H150V72L152 71V72H154L155 74L157 73V71H158V69H157V65H155L154 64V68L153 67H151ZM221 66H223V67H221ZM227 66V67H226ZM231 66V67H230ZM240 66V67H239ZM251 66H254V67H252L251 68ZM73 67V66H72ZM102 67V68H101ZM119 67V68H118ZM139 66H135V68H134V71L136 72L135 74L136 75H138V73L141 75V78H143V80L140 78V76L138 75V77L139 78H137L136 80H138V81H140L139 83L142 85V87H141V85L139 84H137L138 86H140L142 89H143V96H144V93H145V100H149V101H151V99H156V97L157 96H155L154 94L152 95V92H150V91H148L149 92V94H147L148 92H147V90H151L152 91V82L154 83V81L152 80V79H154V80H156L162 87V89H164L165 91H169V90H171V84H169L168 83V81H164V80H162L161 78H159V80H157L156 78H154V77H156L155 75H154V73H153V75L151 74V73H147L146 72V70L145 69H142L141 67L139 68V69H137ZM220 67H221V70H220ZM260 67V68H259ZM98 68H99V71H97L98 70ZM107 68V69H106ZM153 68V69H152ZM214 68V69H213ZM230 70V71H228V69ZM256 68V70H254ZM263 68V69H262ZM63 69V70H62ZM69 69H71V70H69ZM95 69V70H94ZM97 69V70H96ZM106 71V73L105 74H102V72L104 71V70ZM62 70V71H61ZM68 70V71H67ZM76 69H75V67H74V70L73 71H75ZM86 70H87V72H86ZM101 70V71H100ZM110 70V71H109ZM139 72H138V71ZM157 70V71H156ZM212 70H215V71H212ZM223 70H225V71H223ZM232 70V71H231ZM253 70V71H252ZM260 70V71H259ZM65 71V72H64ZM70 71V72H69ZM89 71H91V73L89 72ZM96 71V72H95ZM108 71H109V73H108ZM111 71H114V72H111ZM141 71H144V72H141ZM156 71V72H155ZM203 71V72H202ZM206 71V72H205ZM219 71H220V73H219ZM244 73H243V72ZM251 71V72H250ZM64 72V73H63ZM68 72V73H67ZM97 72H99V73H97ZM117 72V73H116ZM119 72V73H118ZM214 72V73H213ZM226 72V73H225ZM235 72V73H234ZM240 72H242V73H240ZM251 73V75H250V73ZM71 73V74H70ZM77 74V76H75L76 74ZM88 74V76H87V74ZM90 73V74H89ZM92 73H94V74H92ZM104 73V72H103ZM108 73V74H107ZM112 73V74H111ZM113 73H115V74H113ZM142 73V74H141ZM144 73V74H143ZM202 73V74H201ZM212 73H213V75H212ZM226 75H225V74ZM254 73V74H253ZM68 74V75H67ZM97 74L99 75V76H97ZM107 74V75H106ZM117 74V75H116ZM145 74H147V75H145ZM149 74H151V75H149ZM219 74H220V76H221V74H222V76H223V74H224V77H222L221 76V78H225L223 81L221 80V78L219 77ZM229 74V75H228ZM232 74V75H231ZM254 76H253V75ZM49 75H50V73H49ZM95 76V77H92V76ZM102 75H103V77H104V75H105V78H104V80H103V77H102ZM110 75V76H109ZM111 75H112V77H111ZM115 75V76H114ZM206 75V76H205ZM207 75H209V76H207ZM238 75H240V76H238ZM250 75V76H249ZM76 77V81H74L75 80V77ZM79 76V77H78ZM81 76V77H80ZM89 76H91V77H89ZM97 76V77H96ZM147 78H149V79H147ZM211 76V77H210ZM214 76V77H213ZM216 76H217V78H216ZM228 78H227V77ZM236 76H238V77H236ZM246 76V77H245ZM259 76V77H258ZM62 77V76H61ZM66 77H64V78H66ZM86 77V78H85ZM101 77V78H100ZM108 77H109V81H108ZM115 77H116V79H115ZM235 77V78H234ZM254 77H256V79L254 78ZM74 78V79H73ZM89 78H91L90 80H88ZM99 78V79H98ZM145 78V79H144ZM152 78V79H151ZM220 78V79H219ZM226 78H227V80H226ZM230 78V79H229ZM233 78V79H232ZM242 78V79H241ZM85 79V80H84ZM88 81H87V80ZM95 79V80H94ZM111 79V80H110ZM140 79V80H139ZM211 79H213V80H211ZM229 79V80H228ZM251 79V80H250ZM78 80H81V81H79L78 82ZM83 80V81H82ZM94 82H93V81ZM103 80V81H102ZM142 80V81H141ZM151 80H152V82H151ZM196 80V81H195ZM199 80V81H198ZM205 80V81H204ZM210 80V81H209ZM218 80H220V81H218ZM231 80H235L234 82L233 81H231ZM241 80H243V81H241ZM263 80V81H262ZM112 81V82H111ZM117 81V82H116ZM138 81L136 82V83H138ZM207 81V82H206ZM213 81V82H212ZM226 81V82H225ZM228 81V82H227ZM232 83H234V84H231V82ZM241 81V82H240ZM261 81V82H260ZM77 82V83H76ZM87 83L88 82V86H86L85 85V83ZM143 82H145V83H143ZM148 84H147V83ZM195 82V83H194ZM199 82V83H198ZM211 82V83H210ZM263 82V83H262ZM114 83V84H113ZM151 83V84H150ZM194 83V85L196 84L197 85V87L196 86H194V85H192ZM202 83H203V85H204V89L202 88ZM214 83V84H213ZM216 83H218V84H216ZM220 83V84H219ZM226 83V84H225ZM229 83V84H228ZM243 83V84H242ZM255 83H257V84H255ZM259 83V84H258ZM91 84V85H90ZM143 84H144V86H143ZM146 84V85H145ZM150 84V85H149ZM167 84H168V86H167ZM208 84V85H207ZM231 84V85H230ZM239 84V85H238ZM246 84L248 85V86H246ZM254 84H255V86H254ZM95 86V89L92 87V86ZM164 85V86H163ZM170 85V86H169ZM202 85V86H201ZM217 85V86H216ZM221 85V86H220ZM90 86V87H89ZM148 86H150V87H148ZM199 86H201V87H199ZM227 86H229V87H227ZM236 86V87H235ZM239 86V87H238ZM260 86V87H259ZM118 87H121V88H118ZM144 87H145V89H144ZM209 87V88H208ZM211 87V88H210ZM213 87V88H212ZM221 87V88H220ZM226 87V88H225ZM241 87V88H240ZM248 87V88H247ZM150 88V89H149ZM167 88H168V90H167ZM197 88H199V90L200 91H198L197 90ZM207 88V89H206ZM230 88V89H229ZM252 88V89H251ZM256 90H255V89ZM259 88H262V89H260L259 90ZM203 89V90H202ZM228 89V90H227ZM248 89V91H246ZM72 90V91H71ZM118 90H120V92L118 91ZM122 90H124L123 92H121ZM163 90V91H164ZM190 90H191V92H190ZM194 92H193V91ZM202 90V91H201ZM229 90H231V91H229ZM254 90V91H253ZM74 91V92H73ZM76 91V92H75ZM145 91V92H144ZM188 91H189V93H188ZM196 91L197 92H199V93H196ZM209 91V92H208ZM224 91V92H223ZM226 91V92H225ZM229 91V92H228ZM74 93V94H72V93ZM207 92V93H206ZM216 92H218V93H216ZM224 93V95H223V93ZM248 92V93H247ZM251 92V93H250ZM195 93H196V95L198 94V98H197V96L195 95ZM220 93V94H219ZM230 93V94H229ZM146 94L149 96V98H148V96H146ZM191 94H193V95H191ZM209 94H211V95H209ZM219 94V95H218ZM253 94V95H252ZM74 95V96H73ZM194 95H195V98H193L192 99V97H194ZM227 95H229V96H227ZM231 95H232V98H233V100H232V98H230L231 97ZM236 95H238V96H236ZM254 95H256V96H254ZM65 96V97H66ZM188 96H192L191 98L190 97H188ZM207 96V97H206ZM210 96V97H209ZM223 96H225V97H223ZM235 96V97H234ZM252 96V97H251ZM72 97V98H71ZM100 97V96H99ZM202 97V98H201ZM213 97V98H212ZM216 97H218V98H216ZM237 97V98H236ZM239 97V98H238ZM123 98V99H122ZM201 98V99H200ZM205 98V99H204ZM216 98V99H215ZM222 100H221V99ZM230 98V99H229ZM242 98H244V99H242ZM129 99V100H128ZM197 99H199V100H201V101H199V100H197ZM203 99V100H202ZM210 99H211V101H210ZM218 99H220V102L218 101ZM229 99V100H228ZM124 100V101H123ZM188 102H187V101ZM190 100H192V101H190ZM207 100V101H209V102H205V101ZM214 100V101H213ZM237 102H236V101ZM252 100H254V101H252ZM202 101H203V103H202ZM216 101H218L217 103H216ZM223 101V102H222ZM225 101H227V102H225ZM239 101V102H238ZM241 101V102H240ZM243 101V102H242ZM249 101H251L252 102V104H251V102H249ZM120 102H122V104L120 103ZM124 102V103H123ZM190 102H192V104L193 105H197L196 107L197 108H195V106H193L192 104H189V107L190 106H193V108L191 107V108H189L188 107V103H190ZM193 102H197L196 104L195 103H193ZM221 102L223 103V104H221ZM230 102V103H229ZM250 104H249V103ZM127 103H129V104H127ZM185 103V104H184ZM204 103H205V105H204ZM211 103V104H210ZM212 103H213V107H212ZM226 103H227V105H226ZM232 103H233V109H232ZM237 105H236V104ZM259 103H261V104H259ZM127 104V105H126ZM131 104H133V105H131ZM235 104V105H234ZM121 107H120V106ZM207 105V106H206ZM210 105V106H209ZM216 105V106H215ZM221 105V106H220ZM223 105V106H222ZM228 105H229V107H228ZM231 105V106H230ZM247 105V106H246ZM258 105V106H257ZM67 106V105H66ZM76 108H75V107ZM119 106V107H118ZM128 106V107H127ZM130 106H131V109H130ZM200 106V107H199ZM203 106L204 107H206V109L205 108H203ZM218 106V107H217ZM224 106H227V107H224ZM238 106H239V108H238ZM245 106V107H244ZM249 106H251V107H249ZM69 107V106H68ZM80 108V110H79V108ZM165 107V106H164ZM185 107V108H184ZM216 107V108H215ZM236 107L238 108V109H236ZM120 108V109H119ZM194 108H195V110H194ZM208 108H210L209 110H208ZM212 108V109H211ZM220 108V109H219ZM227 108V109H226ZM229 108V109H228ZM241 108V111L242 112H244V113H242L241 114V111L239 110ZM244 108V109H243ZM247 108V109H246ZM249 108V109H248ZM257 108V109H256ZM262 108V109H261ZM75 109V110H74ZM94 108H90V110H93ZM116 109H118V110H116ZM165 109V110H164ZM191 109H193V110H191ZM196 109H198V110H200V111H198V110H196ZM223 109V110H222ZM246 110V111H243V110ZM74 110V111H73ZM108 110H111V109H108ZM134 110H136V111H134ZM169 110V111H168ZM202 110V111H201ZM214 112H213V111ZM216 110H218V112L216 111ZM226 110V111H225ZM231 110V111H230ZM248 110V111H247ZM76 111V112H75ZM119 111L121 112V114L119 113ZM131 111V112H130ZM161 111V112H160ZM166 111H168V112H165ZM189 111V112H188ZM194 111V112H193ZM195 111H196V113L197 114H195ZM198 111V112H197ZM221 111H223V112H221ZM111 112V111H110ZM124 112L126 113V114H124ZM134 112H136V114L133 113ZM162 112H163V114H162ZM199 112H201V113H203V114H201V113H199ZM205 112V113H204ZM221 112V113H220ZM227 112V113H226ZM230 112V113H229ZM238 112H240V113H238ZM248 112V113H247ZM259 112V113H258ZM75 113H76V115H75ZM79 113V114H78ZM103 112H101V115L103 116V114H102ZM120 115H119V114ZM127 113H129V115H132V117L131 116H128V114ZM131 113V114H130ZM148 113H150V115H148ZM187 113L189 114L188 116L189 117H193V118H195V116H197L195 119H197V121H198V123H197V125H196V127L195 128H197V129H194V131L192 132V135L190 136V135H188V134H184L183 133V135H182V139H181V137H176V136H174V133H175V129L177 128V127H175V126H179V122H181V120H182V118L184 117V116H187ZM193 113V114H192ZM237 113V114H236ZM245 113H247V114H245ZM124 114V115H123ZM140 115V117L138 118V117H135L134 115ZM160 114V115H159ZM175 114V115H174ZM178 114V115H177ZM183 114V115H182ZM207 114H210V115H207ZM231 115V116H229V115ZM238 114H240V115H238ZM245 115V117H244V115ZM78 115V116H77ZM83 115V116H82ZM118 115H119V118H118ZM125 115H127V117H125ZM155 115H156V118H153V116L155 117ZM158 115V116H157ZM161 115H163V116H161ZM166 115V116H165ZM172 115V116H171ZM225 115V116H224ZM238 117V118H235L236 116ZM102 116H101V118H102ZM147 116V117H146ZM148 116H150V117H148ZM170 116V117H169ZM199 116H201L200 117V119H199ZM202 116L204 117V118H202ZM212 116V118H210ZM215 116V117H214ZM227 116V117H226ZM234 118H233V117ZM248 116V117H247ZM249 116H250V118H249ZM74 117H75V119H74ZM80 117H81V121H83L84 122V120H85V122H84V124H83V122L81 123V121H80ZM83 117V118H82ZM105 117V116H104ZM130 117V118H129ZM152 117V118H151ZM167 117V118H166ZM169 117V118H168ZM180 117V118H179ZM208 117V118H207ZM214 117V118H213ZM256 117V118H255ZM263 117V118H262ZM92 118V119H91ZM94 118H96V119H94ZM146 118H148V119H146ZM159 118V119H158ZM162 118H164V123L166 124H164V123H162V121H163V119ZM172 118V122L169 120V119H171ZM179 120H177V119ZM216 118V119H215ZM227 118H228V120L230 121H228L227 120ZM240 118H242V119H240ZM258 118V120L256 121V119ZM119 119V120H118ZM122 119V120H121ZM129 119H131V120H129ZM137 119V120H136ZM141 121H139V120ZM157 119H158V123L159 124H157ZM161 119V120H160ZM174 119V120H173ZM215 119V120H214ZM219 119V120H218ZM248 119V121L250 122H245L246 120ZM250 119V120H249ZM96 120V121H95ZM98 120V121H97ZM133 120L135 121V122H133ZM143 120V121H142ZM161 122H160V121ZM169 122V124H168V122ZM177 120V121H176ZM199 120H201V121H199ZM209 120V121H208ZM220 120H225L224 122H222V121H220ZM226 120H227V122H226ZM233 120V121H232ZM260 120V121H259ZM87 121V122H86ZM91 121V122H90ZM101 123H100V122ZM125 121H126V123H125ZM138 121V122H137ZM235 121V122H234ZM252 121V122H251ZM89 122H90V124H89ZM93 122V123H92ZM94 122H96V125H95V123ZM129 124H128V123ZM141 124H140V123ZM149 122V123H148ZM175 122V123H174ZM206 122H208V123H206ZM213 122V123H212ZM215 122H216V124H215ZM218 122V123H217ZM233 122V123H232ZM256 122H258V124L256 123ZM260 122V123H259ZM92 123V124H91ZM135 123V124H134ZM137 123V124H136ZM138 123H139V125H138ZM144 123V124H143ZM161 123V124H160ZM203 123H205V125L203 124ZM212 123V124H211ZM221 123H222V125H221ZM223 123H224V126H223ZM244 123V124H243ZM142 124L144 125V127L142 126ZM148 124V125H147ZM173 124V125H172ZM214 124V125H213ZM228 124H230V125H228ZM231 124H233V125H231ZM237 124V125H236ZM248 124V125H247ZM254 124H255V126H254ZM90 125V126H89ZM92 125V126H91ZM131 126V129H130V126ZM150 125H152V126H150ZM160 125V126H159ZM165 125V126H164ZM167 125H168V127H167ZM208 125V126H207ZM217 125H218V127H217ZM228 125V126H227ZM242 125H243V127H242ZM259 125H262V126H259ZM100 126V127H99ZM134 126V129L132 128ZM138 126V127H137ZM222 126V127H221ZM225 126H227L226 128H225ZM233 126V127H232ZM236 126V127H235ZM246 126V127H245ZM88 127V128H87ZM92 127V128H91ZM98 127V128H97ZM102 127H104V128H102ZM125 127V128H124ZM135 127H136V129H135ZM142 129H141V128ZM150 127H152V128H150ZM153 127H154V129H153ZM171 127V128H170ZM229 127V128H228ZM232 127V128H231ZM240 127V128H239ZM93 128H94V130H93ZM97 128V129H96ZM146 128V129H145ZM159 128V129H158ZM165 128H167V130L165 129ZM183 128V127H182ZM206 128V129H205ZM222 128V129H221ZM257 128V129H256ZM99 129H100V131H99ZM144 129H145V132L146 133H148L149 131H150V133H151V135H149V133L148 134H146L145 135V133L144 132H142V131H144ZM159 131H158V130ZM170 129V130H169ZM216 129V130H215ZM221 129V130H220ZM227 129H228V131H227ZM232 129V130H231ZM241 129V130H240ZM132 130H133V132H132ZM140 130V131H139ZM147 130V131H146ZM195 130H197L196 132H195ZM199 130V131H198ZM208 130V131H207ZM234 130H236V131H234ZM243 130H244V132H243ZM247 130V131H246ZM138 131V132H137ZM155 131V132H154ZM163 133H162V132ZM165 131H166V133H165ZM167 131H168V133H167ZM174 131V132H173ZM202 131V132H201ZM211 131V132H210ZM214 131V132H213ZM217 131H219V132H217ZM221 131H223V132H221ZM233 131V133H231ZM241 131L244 133V136H243V134H241ZM101 132V133H100ZM136 132L139 134H136ZM170 132V133H169ZM171 132H172V134H171ZM200 132V133H199ZM208 132V133H207ZM221 132V133H220ZM227 132H229V133H227ZM263 132V133H262ZM141 133V134H140ZM195 133H197V134H195ZM226 133V134H225ZM236 133V134H235ZM248 133V134H247ZM134 134H136V136L134 135ZM144 134V135H143ZM161 134V135H160ZM201 134H202V136H201ZM204 134H205V136H204ZM213 134H214V136L216 137H214L213 136ZM216 134V135H215ZM231 136H230V135ZM232 134H233V136H232ZM262 134V135H261ZM198 135L199 136H201V137H198ZM209 135V136H208ZM218 135L221 137L220 139H219V137H218ZM251 135V136H250ZM261 135V136H260ZM142 136V137H141ZM144 136H146V139H145V137ZM150 136V137H149ZM159 136V137H158ZM185 136H186V138H185ZM196 136H197V139H194V137L196 138ZM240 136V137H239ZM257 136V137H256ZM136 137H138V138H136ZM140 137V138H139ZM153 137H155V138H153ZM161 137V138H160ZM166 137V138H165ZM192 137V138H191ZM232 137V138H231ZM245 137V138H244ZM253 137V138H252ZM258 137H260V138H258ZM144 138V140H142ZM152 138H153V140H152ZM163 138V139H162ZM177 138V139H176ZM204 140H203V139ZM226 140H225V139ZM237 138V139H236ZM239 138V139H238ZM257 138H258V140H257ZM139 139V140H138ZM180 139V140H179ZM184 139V140H183ZM222 140V141H220V143H219V140ZM233 139V140H232ZM243 139V140H242ZM245 139V140H244ZM255 139V140H254ZM261 139V140H260ZM160 141V142H158V141ZM162 140V141H161ZM193 140H194V142H193ZM199 140H200V143H199ZM225 142H224V141ZM241 140V141H240ZM166 141V142H165ZM175 141V142H174ZM178 141V142H177ZM181 141H183V142H181ZM188 141V142H187ZM238 141V142H237ZM244 142V144H243V142ZM256 141H260V142H256ZM54 142H56V143H54ZM137 142V143H136ZM147 142H149V143H147ZM186 142V143H185ZM195 142H198V144L197 143H195ZM201 142H202V144H201ZM226 142H230V145L232 144V147L230 146V145H226V144H229V143H226ZM232 142V143H231ZM236 142V143H235ZM240 142L243 144V145H245V143H246V147L245 146H243L242 144H240ZM54 143V144H53ZM60 144L58 141H51V144H49L50 146V149H49V147H48V145H45V144H43L42 146H41V149H38V151H40L41 150V153L40 152H37V160L39 159V158H41L42 157V159H40L39 161H41L43 164H48V165H46V167L48 168L49 167V170H54L53 169V167L54 168H57L58 167V163H59V161H64L63 159H61V160H59L60 159V153H59V148H60V146L61 145H63L62 143H61V145H58L59 147L57 148L56 146V144ZM138 144V147L140 148V150H142L143 151V155L144 156H146V155H148V160L147 159H145V158H143L142 157V155H139V154H136V153H134V148H135V145L136 144ZM145 145H144V144ZM183 143V145H181ZM185 143V144H184ZM193 143V144H192ZM215 143V144H214ZM219 143V144H218ZM225 143V144H224ZM240 144V147L238 146L239 144ZM256 143H257V145H256ZM85 144V143H84ZM124 146H123V145ZM128 144H130V145H128ZM135 144V145H134ZM180 144V145H179ZM187 144V145H186ZM192 144V145H191ZM223 144V145H222ZM238 144V145H237ZM248 144H249V147H248ZM262 144V145H261ZM51 145H53V146H51ZM54 145H56V146H54ZM190 145V146H189ZM198 145V146H197ZM202 145V146H201ZM261 145V146H260ZM47 148H46V147ZM155 146H157V147H155ZM158 146H161V147H158ZM181 148H180V147ZM184 146H185V148H184ZM188 148H187V147ZM194 146V147H193ZM201 146V147H200ZM218 146V147H217ZM223 146V147H222ZM244 148H243V147ZM253 146V147H252ZM43 147H44V149H43ZM54 148V149H56L55 150V152H56V154H55V152H54V149H52V148ZM64 147V146H63ZM82 147H84V146H82ZM108 147L109 146H107L106 148H103V151H104V153L105 154H107V155H114L115 153V150H113V149H115V146L113 145V146H111V147H109L110 149H112V150H110V152H107V151H109V149H108ZM114 147V148H113ZM142 147V148H141ZM215 147H217L218 149H215ZM221 147V148H220ZM123 148H127L126 150L125 149H123ZM131 148V149H130ZM149 148V149H148ZM155 150H153V149ZM160 148H162V149H160ZM164 148V149H163ZM165 148H167V149H165ZM187 148V149H186ZM205 149V151L206 152H211V151H217V153H219V155L220 156H223V161H218V162H216L215 163V165H214V167H211L210 165H208L207 166V163L205 162V160H192V162H189L188 161V155L187 154H189L190 152H191V150H194V149ZM214 148V149H213ZM220 148V149H219ZM225 149L226 148V150H222V149ZM227 148H228V150H227ZM230 148V149H229ZM235 148L237 149V150H235ZM251 148V149H250ZM258 148H260L259 150H258ZM45 149H47V150H45ZM148 149V150H147ZM181 149V150H180ZM190 149V150H189ZM208 149V150H207ZM209 149H211V151L209 150ZM241 149V150H240ZM250 149V150H249ZM42 150H43V152H42ZM70 150V152L72 151V149L70 148L69 149ZM69 150H68V152H69ZM146 150V151H145ZM161 150V151H160ZM165 150H168L167 152L165 151ZM174 150V151H173ZM179 150V151H178ZM219 150V151H218ZM231 150V151H230ZM243 150L245 151L244 152V154H243ZM257 150V151H256ZM45 151H46V153H45ZM52 151V152H51ZM57 151H58V155H57ZM112 151H113V153H112ZM154 153H153V152ZM159 151V153H165L166 154V156H167V158H168V160L167 159H161L160 158V160H158V159H156L155 158V160L154 161H152V160H149V158H151L150 157V155L152 156V155H154L155 154V152H158ZM165 151V152H164ZM173 151V152H172ZM182 151H183V153H182ZM224 153H223V152ZM230 151V152H229ZM233 151V152H232ZM235 151V152H234ZM237 151H238V153H237ZM67 152V153H68ZM73 152V151H72ZM146 152V153H145ZM148 152V153H147ZM151 154H150V153ZM186 152V153H185ZM225 152H229L228 154L227 153H225ZM241 152V153H240ZM45 153V154H44ZM54 154V155H51V154ZM153 153V154H152ZM174 153V154H173ZM232 153V155H230ZM234 153L236 154V155H234ZM255 153H259V154H256L255 155ZM38 154H39V158H38ZM46 154H47V156H46ZM134 154L135 155H138V156H134ZM146 154V155H145ZM172 154V155H171ZM237 154H239V155H237ZM241 154V155H240ZM42 155V156H41ZM45 155V156H44ZM131 155V157L129 158V160H128V156H130ZM169 155H170V157H169ZM225 155V156H224ZM246 155V156H245ZM248 155V156H247ZM260 155V156H259ZM41 156V157H40ZM43 156H44V158H43ZM53 156V157H52ZM54 156H56V157H54ZM71 156V155H70ZM132 156H133V158H132ZM173 156V157H172ZM229 156V157H228ZM236 156V157H235ZM241 156H243V157H241ZM256 156V157H255ZM262 156V157H261ZM49 157V158H48ZM139 157H140V159H139ZM225 157V158H224ZM240 157V158H239ZM247 157H250V158H247ZM251 157H253V158H255V160L254 159H251ZM56 158V159H55ZM67 158L69 159V157L67 156ZM127 158V159H126ZM196 158V157H195ZM236 158H238V159H236ZM245 160H248V162L249 163H246L247 161H245ZM45 159H47L46 161H42V160H45ZM121 159V160H120ZM126 159V160H125ZM133 159V160H132ZM144 159V161H142ZM154 159V158H153ZM229 159H233V160H229ZM236 159V160H235ZM49 160H51L52 161V163L51 164H49L51 161H49ZM54 160H56V161H54ZM57 160H59V161H57ZM137 161V162H134V161ZM138 160L139 161H141V162H138ZM164 160V161H163ZM165 160H167V161H165ZM259 160V161H258ZM260 160H263V161H260ZM48 161V162H47ZM54 161V162H53ZM84 161H87L86 159L84 160ZM93 164H94V161H95V164H94V167H96L97 166V163H96V160H90ZM123 161V162H122ZM126 161V162H125ZM151 161V162H150ZM163 161V162H162ZM178 161H179V159H178ZM196 161H197V163H196ZM226 161V162H225ZM230 161H231V163H230ZM245 161V162H244ZM252 161V162H251ZM257 161V162H256ZM45 162H47V163H45ZM58 162V163H57ZM142 162H144V164L142 163ZM154 162V163H153ZM202 162V163H201ZM205 162V164H203ZM227 162H229L228 164H229V167H227L228 166V164H227ZM235 162V163H234ZM238 162V163H237ZM242 164H241V163ZM56 163V164H55ZM114 165H113V164ZM136 163V164H135ZM139 163H141L139 166H137ZM147 163V164H146ZM150 165H149V164ZM219 165H218V164ZM240 163V164H239ZM251 163V164H250ZM257 163H259L257 166V168H256V164ZM53 164V165H52ZM125 164H127V165H125ZM131 164L133 165L132 167H131ZM146 164V165H145ZM217 164V165H216ZM225 164H226V166H225ZM232 164V165H231ZM234 164V165H233ZM245 164H246V166H245ZM263 164V167L261 166ZM57 165V166H56ZM145 165V166H144ZM154 165V166H153ZM196 165V166H195ZM222 165V166H221ZM237 165V166H236ZM247 165H249V167L247 166ZM253 165L254 167H251V166ZM56 166V167H55ZM219 166V167H218ZM225 166V167H224ZM231 166V167H230ZM240 166V167H239ZM136 167H138V168H136ZM142 167H143V169H142ZM148 168V169H146V168ZM153 167V168H152ZM206 169H205V168ZM210 167V168H209ZM218 167V168H217ZM222 167V168H221ZM226 167H227V169H226ZM243 167V168H242ZM259 167H261V169L259 168ZM51 168V169H50ZM124 168V169H125ZM208 168H209V170H208ZM221 168V169H220ZM225 168V169H224ZM238 168V169H237ZM248 168H250V169H248ZM255 168H256V170H255ZM260 170H259V169ZM263 168V169H262ZM58 169V168H57ZM57 169H55V170H57ZM146 169V170H145ZM153 169V170H154ZM219 169V170H218ZM224 169V170H223ZM230 169V170H229ZM240 169V170H239ZM59 170V169H58ZM152 170V171H153ZM191 170H192V172H191ZM200 170V171H199ZM228 170V171H227ZM233 170V171H232ZM239 170V171H238ZM244 170V171H243ZM253 170H255V171H253ZM258 170L260 171V172H258ZM186 171H187V168H186ZM199 171V172H198ZM215 172V175H216V177H215V179L216 180H212V178L209 176V174H211V173H209V172ZM222 171V172H221ZM227 171V172H226ZM232 171V173H230V172ZM60 172H63V170H60ZM75 172H77L78 173V170H76V169H74L73 171H71V173L68 171L67 172V170L65 171V172H63V173H66V175H68V176H70L71 177V179H73L75 176L76 177H79V174L78 175H76L75 174ZM205 172H206V174L208 175H205ZM229 172V173H228ZM239 174H237V173ZM244 172V173H243ZM257 172V173H256ZM73 173V174H72ZM200 173H201V176H200ZM226 173V174H225ZM241 173V174H240ZM247 173V177H245L244 178V176H246L245 174ZM250 173V174H249ZM75 174V175H74ZM235 175V176H233V175ZM244 174V175H243ZM74 175V177H72ZM224 175H225V178H224ZM231 175V176H230ZM238 175V176H237ZM252 175V176H251ZM255 175V176H254ZM261 175H262V177H261ZM132 176V175H131ZM201 178H200V177ZM218 176H220L219 178H218ZM223 176V177H222ZM240 176H242V177H240ZM205 177V178H204ZM232 177V178H231ZM235 177V178H234ZM249 177V178H248ZM259 177V178H258ZM128 178V177H127ZM196 178V179H195ZM200 178V179H199ZM209 178V179H208ZM223 178V179H222ZM234 178V179H233ZM239 178V179H238ZM248 178V179H247ZM197 179H199V180H197ZM203 179H205L206 180V182H201ZM221 179V180H220ZM236 179V180H235ZM241 179L242 180H244V181H241ZM253 179H254V181H253ZM120 180V179H119ZM122 180V179H121ZM209 180V181H208ZM218 180V181H217ZM226 180V181H225ZM228 180H230V181H228ZM260 180H262V181H260ZM198 181V182H197ZM212 181V182H211ZM223 183H222V182ZM234 183H233V182ZM238 181H240V182H244L243 184L242 183H240V182H238ZM258 181V182H257ZM260 181V182H259ZM226 182L228 183V184H226ZM230 182H232L231 183V185H230V187H229V189L228 188H226V187H228V185H229V183ZM247 182H249L248 184H249V186H248V184H246ZM250 182H252V185H251V183ZM192 183H193V185L194 186H192ZM212 183V184H211ZM224 183H225V185H224ZM253 183H255V184H253ZM258 183V184H257ZM263 183V184H262ZM232 184H234V185H232ZM238 184H241V185H238ZM260 184V185H259ZM217 185V186H216ZM237 186V188H236V186ZM255 185H257V186H255ZM210 186V187H209ZM235 186V187H234ZM238 186H240V189H239V187ZM244 186V187H243ZM248 188H246V187ZM206 189H205V188ZM213 187V188H212ZM233 187V188H232ZM260 187H261V189H260ZM217 188H219V189H217ZM230 188H232L231 190H230ZM241 188H243V189H241ZM255 190H254V189ZM205 189V190H204ZM222 189V190H221ZM224 189H225V191H224ZM233 189H235V190H233ZM252 189V190H251ZM206 190H208V191H206ZM218 190V191H217ZM229 190V191H228ZM238 190V191H237ZM241 190V191H240ZM250 190V191H249ZM258 190V191H257ZM261 190V193H262V195H260L261 193L259 192ZM206 191V192H205ZM219 193V195H217L218 193ZM194 192H196V194L194 193ZM231 192V193H230ZM237 192V193H236ZM244 192H246V193H244ZM250 192H252V193H250ZM256 192V193H255ZM203 193V194H202ZM208 193V194H207ZM221 193V194H220ZM225 193V194H224ZM228 193V194H227ZM241 193H242V196H240L241 195ZM260 193V194H259ZM190 194H192V195H190ZM203 196H202V195ZM214 194V195H213ZM222 194H224V195H222ZM226 194H227V196H228V198H226ZM232 194H234V195H232ZM235 194H240L239 196L238 195H235ZM244 194H246L245 196H244ZM256 194H258V195H256ZM195 195H198V196H195ZM200 195V196H199ZM206 195H211L212 197H213V204H211V206L209 205V204H205V205H207V206H205L204 205V201H205V196ZM217 195V196H216ZM232 195V196H231ZM187 196V197H186ZM190 196V197H189ZM191 196H192V199H191ZM193 196H194V198H193ZM221 196H223V197H221ZM258 196H260V197H262V198H260V197H258ZM200 197V198H199ZM201 197H204V198H201ZM221 197V198H220ZM232 198V200L231 199H229V198ZM233 197H235V198H239L241 201H242V206L240 205V203L239 202H241L239 199H235L234 198V201H233ZM246 197H247V199H246ZM249 197V198H248ZM254 197V198H253ZM186 198H188V199H186ZM195 198H199V199H196L195 201H194V199ZM220 198V199H219ZM224 198V199H223ZM253 198V199H252ZM189 199H191L190 200V203H189ZM215 199V200H214ZM226 199V200H225ZM249 199V200H248ZM259 199V200H258ZM263 199V200H262ZM193 200V201H192ZM203 202H202V201ZM217 200H218V202H217ZM223 200H225V201H223ZM229 200H231V201H228ZM239 200V201H238ZM258 200V201H257ZM261 200V201H260ZM184 201V202H183ZM187 201V202H186ZM192 201V202H191ZM201 201V202H200ZM222 201V202H221ZM236 201V202H235ZM237 201H238V203H237ZM249 201H251V202H249ZM228 202V206L226 205V203ZM233 204H232V203ZM249 202V204H247ZM192 203V204H191ZM193 203H196V204H193ZM215 203H217V205L215 204ZM220 205H219V204ZM230 203V204H229ZM236 203L237 204H239V205H236ZM251 203V204H250ZM254 203H256V205L254 204ZM260 203H263L262 205L260 204ZM187 204V205H186ZM200 204H202V205H200ZM225 206H224V205ZM234 205V207L232 206V205ZM244 204V205H243ZM192 205H193V207H192ZM214 207H213V206ZM222 205H223V207H222ZM186 206V207H185ZM190 208H189V207ZM197 208H196V207ZM199 206V207H198ZM216 206H217V209H216ZM232 206V207H231ZM239 206H241V207H239ZM195 207V208H194ZM237 207V208H236ZM245 207V208H244ZM259 209H258V208ZM211 208V209H210ZM220 208V209H219ZM239 208H240V210L242 211H240L239 210ZM193 209H194V211H193ZM207 209V210H206ZM213 209H214V211H216V213H214V211H213ZM219 209V210H218ZM225 209V210H224ZM227 209V210H226ZM256 209H257V211H256ZM200 210L202 211V212H200ZM204 210H206V212L204 211ZM221 210H222V212H221ZM229 210V211H228ZM238 210H239V212H238ZM224 211V212H223ZM263 211V212H262ZM189 212V213H188ZM197 214H196V213ZM208 212V213H207ZM219 212H220V214H219ZM227 212V213H226ZM228 212H229V215H228ZM238 213V215L236 216V214L235 213ZM257 212H259V217H258V215L256 214ZM262 212V213H261ZM193 213V214H192ZM210 213H211V217L209 216L210 215ZM227 214V216H226V214ZM251 213H252V215H251ZM202 214V215H201ZM213 214V215H212ZM216 214H219L220 215V217L222 216V215H224V216H222V217H224L223 219H222V217H221V219H220V217H218ZM255 214V215H254ZM262 214V215H261ZM192 215V216H191ZM216 215V216H215ZM236 216V217H238V218H235V217H233V216ZM241 215V216H240ZM197 216V217H196ZM203 216V217H202ZM213 216V217H212ZM249 216V217H248ZM251 216V217H250ZM261 216V217H260ZM190 217V218H189ZM195 217V218H194ZM226 217V218H225ZM242 217V218H241ZM257 219H256V218ZM202 218V219H201ZM204 218V219H203ZM215 218H217V219H215ZM227 218H229L228 220H226ZM235 218V219H234ZM253 218H254V221H253ZM198 219H199V221H198ZM210 219H212V220H210ZM215 219V220H214ZM234 221H233V220ZM238 219H239V221H238ZM242 219V220H241ZM246 219V220H245ZM263 221V224H261L262 223V221ZM193 220V221H192ZM196 221V223H195V221ZM221 220H222V222H221ZM230 220V221H229ZM237 220V221H236ZM241 220V221H240ZM202 221V222H201ZM207 221V222H206ZM211 221V222H210ZM219 221V222H218ZM224 221V222H223ZM228 221H229V223H228ZM243 221V222H242ZM250 221H251V223H250ZM256 221V222H255ZM261 221V222H260ZM219 224H221V225H219ZM221 222V223H220ZM226 222V223H225ZM232 224H231V223ZM247 222V223H246ZM146 223L147 222H144L143 224H141L140 226H139V228H138V234L140 233V232H142L141 234H137V233H135V232H133L132 234H134V235H132L131 234V232L130 233H128V234H126L125 235V237L127 238V240H131V242H134V243H136L137 242V247L140 249V250H143V249H147L146 247H148V248H153L154 246V250H152V255H153V253H154V251H156L155 253H154V255H153V257L151 258V257H149L147 260H146V263L147 264H156V262H157V264H163V262H164V260L166 261V260H168L169 259V254H170V251H171V242L170 241H167V242H164L162 245L160 244V245H156V243L158 242V240H157V236L156 237H152V238H150V239H148V240H146V244H144L145 243V241H142V242H140L138 239L141 237V235L142 234H145L146 232H147V229H146V232H144L145 231V228H148V223H147V225H146ZM188 223H190V224H188ZM222 223H223V225H222ZM229 225H228V224ZM236 223H237V225L238 226H235V228H234V225H236ZM241 223L244 225V227H243V225H241ZM255 223V224H254ZM259 223H260V225H259ZM210 224V225H209ZM212 224V225H211ZM226 224V225H225ZM246 224H248V225H246ZM147 227H146V226ZM199 225H201V226H199ZM206 225H208V226H206ZM217 225H218V227H220V228H218L217 227ZM228 225V226H227ZM233 225V226H232ZM250 225V226H249ZM252 225H253V227H252ZM255 225H257L256 227H255ZM191 226H193L192 227V229H191ZM205 226V227H204ZM224 226V227H223ZM233 227V229H229L228 227H230V228H232ZM240 226V227H239ZM189 227V228H188ZM198 227V228H197ZM214 229H213V228ZM221 227H222V229H221ZM226 227V228H225ZM249 227H252V228H249ZM142 228H143V230H142ZM200 228V229H199ZM227 228H228V230H227ZM248 228V229H247ZM255 228V229H254ZM191 229V230H190ZM246 229V230H245ZM195 230H197V231H195ZM216 232H215V231ZM224 230H226V232H224ZM250 230V231H249ZM252 230V231H251ZM256 230H257V233H256ZM199 231H201L200 233H199ZM215 232V234H214V232ZM219 231V232H218ZM230 231H232V232H230ZM237 233H240V234H237ZM244 231V232H243ZM195 232V233H194ZM212 234H211V233ZM218 232V233H217ZM223 232H224V236H225V238H226V236H229L230 235V233H232L231 234V237H229L230 239L229 240H231V241H228V244H229V246H227V245H225V247L226 248H224L223 246L221 247V249L220 248H218V244H220L219 242H221V241H219L220 240V236L223 234ZM245 233L246 232V234L244 235V237H243V233ZM248 232V233H247ZM254 234H253V233ZM225 233H227V234H225ZM131 234V235H130ZM197 234V235H196ZM235 234H236V236H235ZM253 234V235H252ZM137 235V236H136ZM212 235V236H211ZM220 235V236H219ZM241 236L242 238H241V240H240V237L239 236ZM263 235V236H262ZM136 236V237H135ZM139 236V237H138ZM211 236V237H210ZM233 236V237H232ZM250 236V237H249ZM255 236V237H254ZM261 236V237H260ZM212 237H213V239H212ZM217 238V240H216V238ZM137 238V239H136ZM154 238H156V239H154ZM206 238V239H205ZM236 238V239H235ZM244 238V239H243ZM260 238H262L261 240H260ZM132 239H134V240H132ZM154 239V240H153ZM237 240V242L235 241V240ZM247 239V240H246ZM261 241V242H259V240ZM250 240V241H249ZM215 241V242H214ZM238 241H240V242H238ZM247 243H246V242ZM249 241V242H248ZM254 241V242H253ZM150 242V243H149ZM151 242H152V244H151ZM169 242H170V245H169ZM217 242V243H216ZM143 243V244H142ZM237 243V244H236ZM255 243V244H254ZM142 244V245H141ZM153 244H154V246H153ZM244 244V245H243ZM148 245V246H147ZM150 245H151V247H150ZM224 245V244H223ZM233 245H234V247H233ZM239 245V246H238ZM247 245V246H246ZM251 245V246H250ZM257 245V246H256ZM142 246V247H141ZM157 246L159 247V248H157ZM161 246V247H160ZM167 247V248H165V247ZM170 246V247H169ZM245 246V247H244ZM232 247H233V249H232ZM237 247H240L241 248V251H239L240 250V248H237ZM252 249H251V248ZM155 248H156V250H155ZM170 248V249H169ZM246 248V249H245ZM159 249V250H158ZM166 249V250H165ZM244 249V250H243ZM248 249V250H247ZM251 249V250H250ZM162 250H164V255H163V252H162ZM168 250V251H167ZM231 250H233L232 252H231ZM221 251V252H220ZM237 251V252H236ZM247 251V252H246ZM162 252V253H161ZM220 252V253H219ZM168 253V254H167ZM233 253V254H232ZM235 253H236V255H235ZM247 255H246V254ZM249 253V254H248ZM156 254V255H155ZM210 254H212V255H210ZM213 254H214V256H213ZM241 254V255H240ZM151 255V256H152ZM168 255V256H167ZM218 255H220V256H218ZM245 255V256H244ZM155 256V257H154ZM160 256H162V257H160ZM164 256V257H163ZM213 256V257H212ZM246 257V258H245ZM249 257V258H248ZM252 257V258H251ZM157 258V259H156ZM234 258H235V260H234ZM233 259V260H232ZM239 259V260H238ZM240 259H241V261H240ZM242 259H243V261H242ZM245 259V260H244ZM158 260V261H157ZM214 260V261H213ZM232 260V261H231ZM159 262V263H158ZM175 262V261H174ZM209 262V263H208ZM233 262V263H232ZM145 263V264H146ZM175 264V263H174Z\"/></svg>",
    "mask_w": 264,
    "mask_h": 264
}]
</instances>
